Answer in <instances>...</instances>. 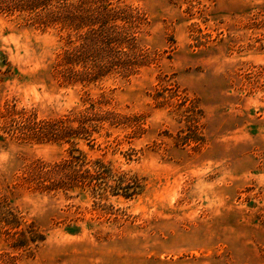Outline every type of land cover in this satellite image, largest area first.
I'll return each mask as SVG.
<instances>
[{
	"label": "rangeland",
	"instance_id": "rangeland-1",
	"mask_svg": "<svg viewBox=\"0 0 264 264\" xmlns=\"http://www.w3.org/2000/svg\"><path fill=\"white\" fill-rule=\"evenodd\" d=\"M73 3L0 0V264H264V0H103L97 78Z\"/></svg>",
	"mask_w": 264,
	"mask_h": 264
},
{
	"label": "trees",
	"instance_id": "trees-1",
	"mask_svg": "<svg viewBox=\"0 0 264 264\" xmlns=\"http://www.w3.org/2000/svg\"><path fill=\"white\" fill-rule=\"evenodd\" d=\"M16 1L23 4L24 9H27L25 11H36L48 6H57L63 0ZM102 2L103 0H75V4L64 5L63 8L57 9L59 18L63 20V27L70 28V24L77 20L76 24L78 25H73L72 28L80 33L79 55L75 58L73 47L68 48L67 46L63 51V63L72 66L82 65L87 69L84 74L90 78H97L115 72L117 66H119V64L113 63V59L117 58L111 52V44L119 45V11L104 6ZM83 31L84 33H82ZM15 219V221L7 223V231L12 234H25V231H18L21 222L18 218L15 217ZM14 230L16 232H12ZM27 236L25 234L26 238ZM34 236H36V239L31 242L43 240L42 235ZM23 240L25 243H21V246L25 247L28 239Z\"/></svg>",
	"mask_w": 264,
	"mask_h": 264
}]
</instances>
